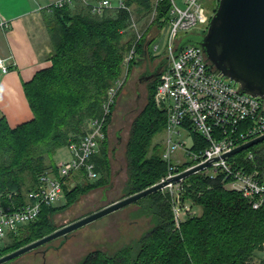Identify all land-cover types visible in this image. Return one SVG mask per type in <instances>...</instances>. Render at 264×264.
I'll return each instance as SVG.
<instances>
[{
	"label": "trees",
	"instance_id": "obj_1",
	"mask_svg": "<svg viewBox=\"0 0 264 264\" xmlns=\"http://www.w3.org/2000/svg\"><path fill=\"white\" fill-rule=\"evenodd\" d=\"M100 1L103 0H91L86 5L75 0L61 9H49L45 24L52 43L51 67L23 85L33 119L15 128L10 127L6 118L0 119V204L5 207L27 204V194L38 188L43 174L52 171L57 175V167L48 160L60 149L88 136L97 121H104L106 135L92 158L98 180L90 183L84 171L63 179L67 207L90 190L111 184L105 144L115 101L125 86L120 88L119 83L127 78L123 76L125 59L134 49L136 55L127 67L128 74L142 52L145 59L153 56L152 48L145 46L144 35L141 39L138 34L128 38L133 10L139 16L155 11L156 21L167 27L172 3L164 0L155 6V0H124L125 8L106 9L102 15H95L92 6ZM75 2L79 6L76 10L72 9ZM159 79L160 76L154 82V93ZM116 89L114 104L106 114L110 93ZM154 93L131 129L125 198L156 186L169 174V165L163 160L165 147L154 145V139L167 128V115L154 102ZM200 140L193 135V142L198 144ZM229 161L237 169L257 173L264 179V143ZM185 167H179V171ZM71 181L76 183L73 188H69ZM227 183L223 175L210 178L197 173L188 177L184 183V203L191 201L201 214L188 218L179 228L174 222L168 191L140 200L136 203L137 216L149 219L151 228L114 254L96 250L80 264H253L256 251L264 249V206L254 210L242 194L227 190ZM60 209L43 207L36 222L9 234L0 246V258L54 233L52 215Z\"/></svg>",
	"mask_w": 264,
	"mask_h": 264
},
{
	"label": "built area",
	"instance_id": "obj_2",
	"mask_svg": "<svg viewBox=\"0 0 264 264\" xmlns=\"http://www.w3.org/2000/svg\"><path fill=\"white\" fill-rule=\"evenodd\" d=\"M73 1L63 0L52 7L61 9ZM79 1L86 5L91 2ZM115 1L116 7H113L112 0L98 2L92 6L93 14L102 15L106 9L125 8L124 0ZM162 1L155 0V6ZM171 3V29L166 56L169 63L160 75L154 101L167 115L163 160L169 165V174L162 182L179 176V167L187 166L188 171L209 164L199 173L210 178L223 175L228 181L225 188L239 192L249 201L251 208L259 210L264 206V179L257 173L248 174L237 169L229 161L232 157L224 156L264 136V101L243 94L238 84L216 72L204 52L194 46L186 47L178 57H174L182 39L206 24L207 19L201 0H186L183 7L176 0H171ZM181 35L184 37L179 39ZM141 37L138 34V39ZM157 50L158 47L153 48V52ZM135 55L132 49L125 59V66L128 67ZM9 71L10 68L0 59V75ZM116 92L117 89L110 93L106 114H109ZM103 127L104 121L94 122L88 136L69 145L70 160L57 166V175L51 171L40 177L38 188L27 194V204L18 208L0 204V240L36 222L43 207H56L62 200L63 179L82 171L89 181L98 178L92 158L106 139ZM193 135L199 136L201 143L193 142ZM187 138L191 139L189 147L186 145ZM195 145L198 146L193 151ZM179 151L186 159L184 163L176 161ZM164 190L171 196L174 222L179 228L186 217L183 180L169 184Z\"/></svg>",
	"mask_w": 264,
	"mask_h": 264
},
{
	"label": "rangeland",
	"instance_id": "obj_3",
	"mask_svg": "<svg viewBox=\"0 0 264 264\" xmlns=\"http://www.w3.org/2000/svg\"><path fill=\"white\" fill-rule=\"evenodd\" d=\"M185 1L176 0V3L180 7H183ZM219 2L220 0H201V4L204 7V15L207 19L206 24L201 25L194 32L192 31L191 34H203L208 29L212 16H214L218 9ZM112 3L113 7H116L117 2L112 0ZM133 12L134 18L132 20V27L128 30V38L133 34L144 35L145 46L148 45L150 49L152 48V51L153 48L158 47V50L153 52L154 58L148 55L147 59H145L142 52L128 74L127 66H125L123 76L124 78L127 77V80L125 79L124 82L121 81L119 83V85L122 83L125 86H123L121 94L115 101V108L107 128V144H105L107 145L109 162L111 164L110 185H113V187L111 189L107 187L92 189L88 193L79 196L69 207H67L68 200L63 195L62 200L56 206L61 209L52 215L53 232L61 228L63 229V227L125 198L124 190L128 181L126 152L131 129L148 105L150 95L154 93V82L149 85H140L139 79L147 67H150L153 71L162 59H166L171 29L170 26L164 27V25L156 21L157 14L155 11L147 16L136 15L135 10ZM183 37L181 35L179 39ZM155 94L156 91L154 93V100ZM119 139H121V142ZM164 141L165 132L154 139V145L162 144L164 146ZM186 145L188 147L191 146L190 138H187ZM70 158L68 148L64 147L48 162L61 164L69 161ZM176 161L180 163L186 161L181 151L177 153ZM186 168H182L180 173L187 172ZM97 180L98 178L90 180V183H94ZM185 180L183 179V183H185ZM77 183L83 185L82 181ZM75 184L74 181H71L69 188L75 187ZM226 189L229 190L228 187ZM184 207L186 217L182 219L183 222L192 216H199L201 214V210L191 201H187ZM138 210V206L133 204L70 234L66 242H64L65 244L59 250L55 249L62 244L64 239L53 241L6 264H80L87 255L96 250H101L109 255L114 254L116 251L132 243V241H136L151 228L152 223L149 219L137 216ZM4 242H6L5 239L3 242L0 240V246ZM44 253L47 256L42 258ZM261 262H264V249L261 252L256 251L253 259V264H261Z\"/></svg>",
	"mask_w": 264,
	"mask_h": 264
},
{
	"label": "water",
	"instance_id": "obj_4",
	"mask_svg": "<svg viewBox=\"0 0 264 264\" xmlns=\"http://www.w3.org/2000/svg\"><path fill=\"white\" fill-rule=\"evenodd\" d=\"M206 31L205 35L192 33L182 40L174 57H178L186 47L194 46L204 52L216 72L238 84L243 94L264 101V0H220L218 9L212 16ZM168 63V57L162 59L155 73L141 75L139 84L156 80ZM119 141L121 142V139ZM262 143H264V136L242 145L224 158L236 156ZM208 165L192 168L173 179L161 182L146 191L123 198L91 213L43 239L0 258V264H6L53 241L64 239L62 244L55 249L59 250L69 235L75 231L136 204L140 200L164 190L171 183L185 180V178L199 173ZM112 187L113 185H110L107 188L111 189Z\"/></svg>",
	"mask_w": 264,
	"mask_h": 264
},
{
	"label": "crops",
	"instance_id": "obj_5",
	"mask_svg": "<svg viewBox=\"0 0 264 264\" xmlns=\"http://www.w3.org/2000/svg\"><path fill=\"white\" fill-rule=\"evenodd\" d=\"M60 1L0 0V59L10 68L0 75V119L6 118L12 128L33 119L23 85L51 67L52 43L45 20L50 7ZM76 7L77 2L72 9Z\"/></svg>",
	"mask_w": 264,
	"mask_h": 264
},
{
	"label": "flooded vegetation",
	"instance_id": "obj_6",
	"mask_svg": "<svg viewBox=\"0 0 264 264\" xmlns=\"http://www.w3.org/2000/svg\"><path fill=\"white\" fill-rule=\"evenodd\" d=\"M159 64H160V63H159ZM159 64H158L157 66H155V68L153 69V71H152V69H150V67H147L146 71H145L143 74L148 73L149 75H151V74L155 73L156 70H157V68H158V66H159ZM163 70H164V69H163ZM163 70L161 71V73L163 72ZM161 73H160V75H161ZM160 75H159V76H160ZM158 78H159V77H158ZM158 78H157V79H158ZM157 79H156V80H157ZM156 80H154V81H152V82H145V83L142 84V85H149V84L155 82Z\"/></svg>",
	"mask_w": 264,
	"mask_h": 264
}]
</instances>
